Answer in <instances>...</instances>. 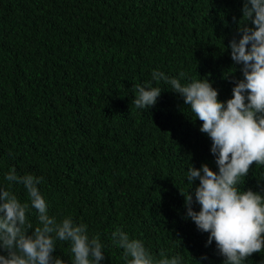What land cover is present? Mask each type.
Segmentation results:
<instances>
[{
	"label": "trees",
	"instance_id": "1",
	"mask_svg": "<svg viewBox=\"0 0 264 264\" xmlns=\"http://www.w3.org/2000/svg\"><path fill=\"white\" fill-rule=\"evenodd\" d=\"M244 0H0V188L5 174L43 177L49 215H71L99 235L105 259L125 264L117 228L142 239L159 259L224 264L209 233L187 217L190 165L217 171L212 141L183 98L152 72L207 78L218 99L232 98L242 65L228 47L239 39ZM235 17V20H233ZM251 26V25H249ZM234 71V72H233ZM162 89L154 107H135L134 86ZM191 187V188H190ZM242 190L264 193L253 164ZM10 190L24 203L26 189ZM38 213L28 219L37 226ZM54 256L71 264L67 242ZM5 254L6 253H0ZM207 257L206 259H201ZM244 264H264V252Z\"/></svg>",
	"mask_w": 264,
	"mask_h": 264
},
{
	"label": "clouds",
	"instance_id": "2",
	"mask_svg": "<svg viewBox=\"0 0 264 264\" xmlns=\"http://www.w3.org/2000/svg\"><path fill=\"white\" fill-rule=\"evenodd\" d=\"M241 11L240 38L228 45L232 61L242 65V79L232 81L231 99L220 101L218 90L207 78L182 83L183 72L179 78L159 70L151 74L152 81H163L183 98L195 119L202 122L200 132L212 141L210 151L218 172L207 164L200 169L190 165L186 172L191 187L199 181L194 193L199 211H193V196L188 191L181 194L187 217L198 230L209 233L206 246L215 241L224 264H244L254 253L264 252V193L241 187L253 164L264 166V0H244ZM134 90L135 107L146 110L156 105L162 92L152 82L136 84ZM4 179L10 183L8 189L0 188V253H6L0 254V264H65L53 255L57 241L70 245L71 264H100L105 259L100 236H90L87 224L77 223L71 215L59 220L49 215L38 187L42 176H20L12 167ZM13 184L24 186L27 202L22 203L10 190ZM30 209L38 213L35 227L28 219ZM111 238L123 250L125 264H183L181 255L169 258L163 249L160 258H154L142 239L130 238L119 228Z\"/></svg>",
	"mask_w": 264,
	"mask_h": 264
}]
</instances>
